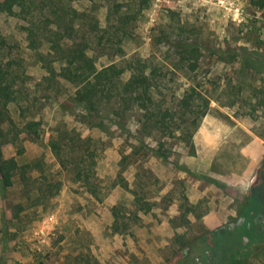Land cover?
I'll use <instances>...</instances> for the list:
<instances>
[{
  "label": "rangeland",
  "instance_id": "1",
  "mask_svg": "<svg viewBox=\"0 0 264 264\" xmlns=\"http://www.w3.org/2000/svg\"><path fill=\"white\" fill-rule=\"evenodd\" d=\"M0 2L7 42L0 57L20 63L12 66L24 71L28 93L9 106L10 116L18 129L26 120L41 123L36 133H20L21 156L15 145L0 144V158L17 157L28 177L17 174L9 188L0 181V264H237L208 233L232 228L231 244L244 238L236 226L264 165V67L248 64L264 62V0L69 2L100 27L114 23L116 12L135 13L125 55L113 60L140 59L147 73L157 68L153 97L174 112L173 137L143 125L130 100L106 106L90 127L83 108L69 100L72 85L60 88L61 98L37 85L49 72L27 47L30 18L18 0ZM187 46L198 52L182 62L179 51ZM108 62L101 57L97 65ZM192 89L195 100L186 106ZM200 94L211 99L203 117L195 114ZM57 129L91 138L96 164L87 166L88 182L96 190L58 162L48 146ZM120 178L128 189L114 184ZM47 183L55 186L44 198ZM133 190L149 208L136 210ZM249 247L243 264H264V249H257L264 244Z\"/></svg>",
  "mask_w": 264,
  "mask_h": 264
},
{
  "label": "trees",
  "instance_id": "2",
  "mask_svg": "<svg viewBox=\"0 0 264 264\" xmlns=\"http://www.w3.org/2000/svg\"><path fill=\"white\" fill-rule=\"evenodd\" d=\"M70 1L18 0L17 2L20 14L24 18H30L28 26L24 29L27 47L33 52L35 59L42 63L49 72V75L43 76L37 85L43 86L44 91L52 92L55 97L61 94L59 98L64 95L60 93V88L67 84L72 85L74 91L69 100L83 108L85 111L83 118L88 120L90 127L95 126L92 122L106 106L112 102L121 105L130 100L141 112L143 125L148 126L154 132L173 137L177 129L173 127L175 125L174 112L169 108L159 106L153 97V92L158 88L157 68L153 67L147 73L140 59H128L123 65L113 60L125 55L123 40L130 34L129 23L135 19V13L116 12L113 15L114 23L100 27L86 23L84 17L87 16V12L77 11L69 6ZM3 6L0 2V14ZM111 16L107 15V19L110 20ZM6 45L7 42L0 31V52ZM197 52L198 49L193 46L181 49L179 51L183 56L181 61L185 60L184 56L195 55ZM101 57L107 58L110 62L99 67L97 62ZM255 63L251 59L248 64L259 71L264 67V62L260 68ZM14 64H16L14 61L4 63L0 57V144L15 145L17 156H21L24 147L20 141V133L24 131L36 133L41 123L34 119L26 120L22 129H18L10 116L9 106L27 99L28 96L22 87L24 71L15 69L12 66ZM16 65L20 66V63ZM126 71H130V75L126 81H123L122 76ZM193 92L194 89L191 94L187 93L182 99V103L184 102L186 106H188V100H195ZM197 97L202 102L200 105L202 110L196 111L195 114L203 117L209 108L211 99L201 94ZM68 135L67 130L57 129L56 136L50 138L48 146L61 166L67 167V164H71L76 178L86 181L91 190H96L94 185L88 182L90 177L87 166L96 164L95 154L89 151L91 138ZM138 150L135 147L133 152L136 153ZM154 152L157 153V150ZM68 157L71 159L69 160ZM26 173L27 170L21 169L17 157L0 158V181L4 187H12L17 174H21L24 179L28 178L25 176ZM114 184L125 189L129 188L127 181L123 178ZM54 186L52 183H47L42 197L52 196ZM132 193L135 196L137 211L149 208L138 191L133 190ZM262 212L264 215V210ZM248 221L251 223L250 234L245 224H237V230L244 238L237 240L236 245L229 241L232 228L222 229L219 233L217 231L208 233L215 246L221 243L227 246L219 247L224 252L225 259H231L237 264L247 263L253 251L249 246L252 243L258 246L264 244V225L256 226L252 220ZM114 229L117 230L116 225ZM257 249L261 251L264 247H257Z\"/></svg>",
  "mask_w": 264,
  "mask_h": 264
},
{
  "label": "flooded vegetation",
  "instance_id": "3",
  "mask_svg": "<svg viewBox=\"0 0 264 264\" xmlns=\"http://www.w3.org/2000/svg\"><path fill=\"white\" fill-rule=\"evenodd\" d=\"M255 181L252 184L250 189V200L245 206L243 216L240 217L239 225H246L249 228V234L251 233V223L248 221L249 219L253 221V224L256 226L264 225V215L261 211L255 217H252L253 210H257L258 208H264V165H262L261 170L254 177ZM253 178V179H254ZM253 207V209H251Z\"/></svg>",
  "mask_w": 264,
  "mask_h": 264
}]
</instances>
